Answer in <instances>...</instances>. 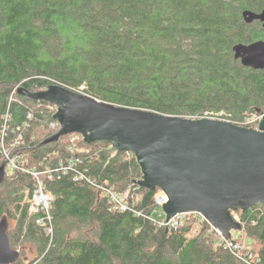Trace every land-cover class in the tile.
<instances>
[{
    "label": "trees",
    "instance_id": "obj_1",
    "mask_svg": "<svg viewBox=\"0 0 264 264\" xmlns=\"http://www.w3.org/2000/svg\"><path fill=\"white\" fill-rule=\"evenodd\" d=\"M244 10L259 13L264 0H0V164L2 145L21 135L9 150L20 169L0 185V219L16 220L8 230L21 249L14 264H248L198 215L160 227L159 190L135 184L142 173L132 153L81 137L70 151L76 134L40 145L58 129L54 109L16 92L56 83L119 106L251 128L250 117L264 113V69L242 66L233 47L264 40V29L245 23ZM30 171L42 172L54 198L52 235L25 202ZM95 185L128 191L126 209ZM236 214L243 238L232 239L257 255L250 264H264V205Z\"/></svg>",
    "mask_w": 264,
    "mask_h": 264
},
{
    "label": "water",
    "instance_id": "obj_2",
    "mask_svg": "<svg viewBox=\"0 0 264 264\" xmlns=\"http://www.w3.org/2000/svg\"><path fill=\"white\" fill-rule=\"evenodd\" d=\"M245 23L259 21L264 10H244ZM242 66L264 69V40L233 47ZM26 100L55 106L58 129L40 145L78 134L86 143L108 141L115 152H131L142 176L135 184L166 196L165 222L182 213H198L224 237L240 231L232 212L264 205V113L257 128L215 118H190L130 108L102 101L52 83L30 92L18 88ZM260 112L259 109L256 110ZM7 161L0 164V185L7 177ZM6 216L0 219V264H14L20 251L11 247Z\"/></svg>",
    "mask_w": 264,
    "mask_h": 264
},
{
    "label": "built area",
    "instance_id": "obj_3",
    "mask_svg": "<svg viewBox=\"0 0 264 264\" xmlns=\"http://www.w3.org/2000/svg\"><path fill=\"white\" fill-rule=\"evenodd\" d=\"M49 107L54 109V112H55V110H56L55 106L50 105ZM27 118H32V113H28ZM58 126H59V124L56 121L51 123V127H57L58 128ZM79 137H81V136L78 134L71 135L70 140L73 144L69 147L70 151H73L74 142L77 139H79ZM20 139H21V135L19 134L9 144V148H5L3 146L5 161H7V168H6L7 171L20 169L19 159L11 156L9 154V152L8 153L6 152V150L9 151L10 149L17 147ZM130 153L131 152H127V154H130ZM75 160L79 161V158L77 157L76 159H74V161ZM71 162L72 161H69V164H68L69 167L68 168L71 167L70 166ZM30 172H31V175L33 176V178L35 180V184H34V188L32 190L31 195L28 197L29 198L28 199L29 213L36 216L35 217V223L38 226L43 227V229L45 230V232L47 234L52 235L53 224H52V216H51L50 210H51V203H52L54 198L51 194L47 193L44 190V186H43V183L41 180L42 172H35V171H30ZM79 178H84V177L82 174L76 175L74 177L75 180H78ZM95 186H97L99 189L105 190V192L109 195V197L112 199V201L115 202V206L119 210H125L126 209L125 199L127 197L128 191H126L125 193L119 194V193H116V192L111 191L109 189H106L100 185H95ZM158 193L155 196V204L157 207L154 210V214L158 209H160L161 212L157 213L156 217H154L156 223L160 227H164L167 230L178 228L179 226H181L183 224L184 217L187 213L177 214L165 222V220H166L165 214L161 210V207H162V204L165 203L167 199H166L165 194H163V192H161L159 190ZM26 196H27V194H26ZM194 214L198 215L201 219L205 220V218L203 216H201L200 214H198V213H194ZM232 214L237 220H239L236 212H232ZM212 229L219 235L220 240L223 242L224 247L227 248L231 253H233L235 255V257H237L241 261L246 262L248 264H250L251 262L255 263L258 261L256 254H254L250 251H245V247L241 243L236 242L232 239V232H231V238H226L223 236V234L219 230H217L213 227H212Z\"/></svg>",
    "mask_w": 264,
    "mask_h": 264
},
{
    "label": "rangeland",
    "instance_id": "obj_4",
    "mask_svg": "<svg viewBox=\"0 0 264 264\" xmlns=\"http://www.w3.org/2000/svg\"><path fill=\"white\" fill-rule=\"evenodd\" d=\"M261 116V115H260ZM260 116H256V115H254V116H251L250 117V119L248 120L249 122H250V124H252V127L251 128H257L258 127V124H259V121H260ZM253 123H255L256 125H253ZM2 147H3V145H2ZM6 152L8 153L9 151L8 150H6ZM27 194V193H26ZM159 194V193H158ZM28 197L26 196V198H25V202L26 203H28ZM161 211H160V209H158L156 212H155V214H154V217H156V214L157 213H160ZM190 214H192V215H196V214H194V213H187L186 215H185V217L187 216V215H190ZM192 215H190V216H192ZM9 220V224H10V227H9V229H13L14 227H15V225H16V220L14 219V218H9L8 219ZM232 234L233 235H241L242 236V238H243V235L242 234H240L238 231H232ZM14 249H16V250H21V249H19V247L18 248H14ZM21 252V251H20ZM27 256L28 257H31L32 256V254L30 253V252H28V254H27Z\"/></svg>",
    "mask_w": 264,
    "mask_h": 264
}]
</instances>
